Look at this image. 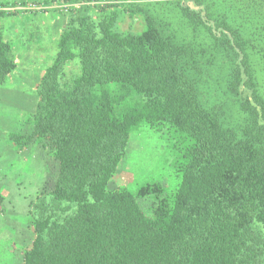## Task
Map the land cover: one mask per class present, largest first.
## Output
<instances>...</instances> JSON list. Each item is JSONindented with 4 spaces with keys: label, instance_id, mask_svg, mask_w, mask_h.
Instances as JSON below:
<instances>
[{
    "label": "trees",
    "instance_id": "16d2710c",
    "mask_svg": "<svg viewBox=\"0 0 264 264\" xmlns=\"http://www.w3.org/2000/svg\"><path fill=\"white\" fill-rule=\"evenodd\" d=\"M176 8L190 43L153 19L121 32L81 16L62 33L33 129L15 135L58 162L21 264H264V0L250 1L248 18L197 0ZM11 52L0 31V80ZM75 59L80 71L67 78ZM141 123L173 139L175 192L159 181L137 193L110 185ZM150 195L148 214L140 199Z\"/></svg>",
    "mask_w": 264,
    "mask_h": 264
},
{
    "label": "rangeland",
    "instance_id": "374dc122",
    "mask_svg": "<svg viewBox=\"0 0 264 264\" xmlns=\"http://www.w3.org/2000/svg\"><path fill=\"white\" fill-rule=\"evenodd\" d=\"M181 0H0V31L11 42L14 67L0 80V264H21L24 251L35 233L30 226L31 211L39 195L48 189L58 162L50 147L41 142L21 146L15 135L33 129L38 101V84L52 64L64 30L81 16L98 23L113 22L121 32L143 31L148 19L177 41L194 40L193 27L181 16ZM229 15H253L251 0H197ZM256 22V21H254ZM80 71L78 59L66 67V77ZM215 96L213 101H216ZM219 103V101H217ZM159 181L166 193L176 191L181 181L178 151L167 132L141 123L131 133L124 157L110 181L137 193L145 184ZM155 196L140 199L150 201Z\"/></svg>",
    "mask_w": 264,
    "mask_h": 264
}]
</instances>
